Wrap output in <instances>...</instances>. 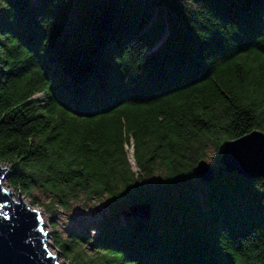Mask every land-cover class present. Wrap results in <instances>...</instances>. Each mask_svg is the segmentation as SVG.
I'll list each match as a JSON object with an SVG mask.
<instances>
[{"label": "trees", "instance_id": "1", "mask_svg": "<svg viewBox=\"0 0 264 264\" xmlns=\"http://www.w3.org/2000/svg\"><path fill=\"white\" fill-rule=\"evenodd\" d=\"M0 29L9 188L35 205V191L48 194V211L79 196L106 195L116 214L151 204L146 221L55 236L63 259L264 264V180L222 174L171 192L209 150L264 133V0H0ZM208 34L211 48L197 40Z\"/></svg>", "mask_w": 264, "mask_h": 264}, {"label": "water", "instance_id": "2", "mask_svg": "<svg viewBox=\"0 0 264 264\" xmlns=\"http://www.w3.org/2000/svg\"><path fill=\"white\" fill-rule=\"evenodd\" d=\"M164 40V37L160 43ZM9 172L0 164V264H61L46 245L48 237L40 211L30 207L19 192L16 199L12 189L3 181ZM236 174L246 180H264V133L252 131L226 141L219 153V166L214 168L205 159L199 160L192 175L204 183L216 175ZM149 202H138L121 211L124 219H150ZM118 216V215H117Z\"/></svg>", "mask_w": 264, "mask_h": 264}, {"label": "rangeland", "instance_id": "3", "mask_svg": "<svg viewBox=\"0 0 264 264\" xmlns=\"http://www.w3.org/2000/svg\"><path fill=\"white\" fill-rule=\"evenodd\" d=\"M124 153L126 160L128 164L131 166L132 170L138 173L133 158L132 142L124 146ZM128 156L129 157L132 156L133 158L132 165L130 163ZM205 160L212 167L218 168L219 156L216 155L212 150H209ZM0 164L3 166V168L9 169L8 172L9 175L10 168L8 167V165L3 164L1 161ZM161 174H162L161 171L156 170V172L152 176L153 186L156 185L158 179L161 177ZM7 177L3 181V185L8 190L11 188H9V185L7 183ZM203 185L204 182L200 181L199 178L197 177H194V179L187 178L186 180H184L179 184L176 190H171V192L172 194H182L188 188H202ZM187 186L188 188H183ZM13 192H14L13 193L14 199H16L19 192L17 190H13ZM191 194H193V192H191ZM21 196L22 199L30 207L40 211L42 220L45 225L44 230L48 234V237L46 239L47 249L52 255H56V257L58 258L61 264H70V263L65 259H63L61 253L55 247V244L53 242L55 236L58 235L62 239H67L71 234V232L75 231L79 234L87 232L88 235L95 237L99 233L101 223L106 219H113V217H116V221L119 222L124 221V217L121 215V212H118L117 214L110 212V199L106 195L92 199H87L86 197L79 196V199L75 201H71L70 204H68L67 208L54 207L52 211H48L47 209V204L49 202L48 194L43 195L40 192L35 191L33 193V196H35L36 198L35 202H38L36 203V205L31 202L30 197L23 194H21ZM81 247L83 249L86 248L87 250H89L88 244L83 245Z\"/></svg>", "mask_w": 264, "mask_h": 264}, {"label": "snow or ice", "instance_id": "4", "mask_svg": "<svg viewBox=\"0 0 264 264\" xmlns=\"http://www.w3.org/2000/svg\"><path fill=\"white\" fill-rule=\"evenodd\" d=\"M235 24V27H236V31L237 32H241V25L239 23H234ZM3 29H0V31H2ZM256 38H261V39H264V33H258L254 40ZM216 35L215 34H208V35H202V36H199L197 38V40L203 44V45H207L209 48H211L215 42H216ZM116 55H119V53H117ZM214 163V161H213ZM0 191H6L5 189H0ZM260 191L264 192V189H261ZM227 232L228 230H223L221 231V233L219 234V237H218V247L219 249L223 252V244L221 243L222 240H226L227 239Z\"/></svg>", "mask_w": 264, "mask_h": 264}, {"label": "bare ground", "instance_id": "5", "mask_svg": "<svg viewBox=\"0 0 264 264\" xmlns=\"http://www.w3.org/2000/svg\"><path fill=\"white\" fill-rule=\"evenodd\" d=\"M128 158H129V160H130V163H131V165L133 164V158H132V156H128Z\"/></svg>", "mask_w": 264, "mask_h": 264}]
</instances>
